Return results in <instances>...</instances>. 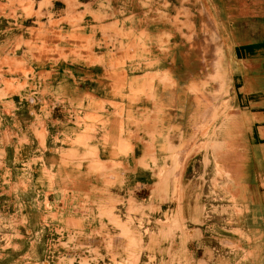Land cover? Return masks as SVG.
I'll return each mask as SVG.
<instances>
[{"label": "rangeland", "instance_id": "1", "mask_svg": "<svg viewBox=\"0 0 264 264\" xmlns=\"http://www.w3.org/2000/svg\"><path fill=\"white\" fill-rule=\"evenodd\" d=\"M0 264H264V0H0Z\"/></svg>", "mask_w": 264, "mask_h": 264}, {"label": "crops", "instance_id": "2", "mask_svg": "<svg viewBox=\"0 0 264 264\" xmlns=\"http://www.w3.org/2000/svg\"><path fill=\"white\" fill-rule=\"evenodd\" d=\"M180 98H178L177 96V100H179ZM46 136V135H45ZM78 138V136H77ZM95 140L97 141V144L92 145V149L94 150V152H96L97 154L100 153H118L121 152L120 150L125 148L127 143H129L130 146V151L132 152L133 148H132V142L129 141L127 142V139H122L124 142V145H121V142L118 144V142H116V137H112L110 133L107 134H99V138L97 137V135L94 136ZM88 145V144H87ZM129 154V153H128Z\"/></svg>", "mask_w": 264, "mask_h": 264}]
</instances>
